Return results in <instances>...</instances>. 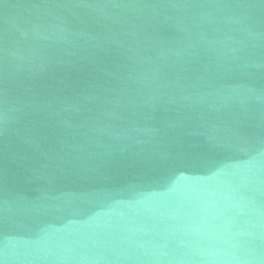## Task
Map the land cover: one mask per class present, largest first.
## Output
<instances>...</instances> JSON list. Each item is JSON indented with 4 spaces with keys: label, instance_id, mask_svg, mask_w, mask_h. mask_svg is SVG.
<instances>
[{
    "label": "water",
    "instance_id": "1",
    "mask_svg": "<svg viewBox=\"0 0 264 264\" xmlns=\"http://www.w3.org/2000/svg\"><path fill=\"white\" fill-rule=\"evenodd\" d=\"M0 264H264V0H0Z\"/></svg>",
    "mask_w": 264,
    "mask_h": 264
}]
</instances>
